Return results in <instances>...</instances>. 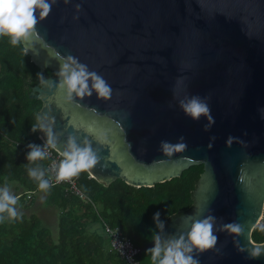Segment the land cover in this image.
<instances>
[{
	"label": "water",
	"instance_id": "95a60500",
	"mask_svg": "<svg viewBox=\"0 0 264 264\" xmlns=\"http://www.w3.org/2000/svg\"><path fill=\"white\" fill-rule=\"evenodd\" d=\"M45 2L48 14L37 7L20 38L40 68L29 95L42 101V140L50 131L62 154L70 138L89 147L97 162L88 172L105 184L153 186L203 164L193 207L139 250L181 237L187 245L192 224L211 217L215 244L185 255L197 264H264V241L252 236L264 208V0ZM65 64L101 77L110 98L98 96L91 76L90 95L70 92ZM193 99L209 110L198 119L183 107ZM181 143L166 153L165 144Z\"/></svg>",
	"mask_w": 264,
	"mask_h": 264
},
{
	"label": "trees",
	"instance_id": "16d2710c",
	"mask_svg": "<svg viewBox=\"0 0 264 264\" xmlns=\"http://www.w3.org/2000/svg\"><path fill=\"white\" fill-rule=\"evenodd\" d=\"M11 40L8 35H0V186L15 185L17 191L23 190L16 193V203L11 205L16 218L7 211L0 213V264H129L111 249L104 225L119 227L137 247H145L167 220L193 207L204 165L193 164L180 176L141 187L121 178L105 184L83 171L74 178L85 199L67 184L40 190L49 158L44 155L30 161L27 156L32 150L26 147L44 144L37 115L42 101L29 95L40 68L21 39L16 44ZM47 73L53 71L47 68ZM32 170L43 175L32 177ZM40 192L43 205L53 209L52 219L56 217L53 227L52 219L47 221L34 210ZM252 236L255 242L264 241V223L256 226ZM159 245L161 253L155 262L150 249L156 245L140 251L138 264H159L169 243Z\"/></svg>",
	"mask_w": 264,
	"mask_h": 264
},
{
	"label": "clouds",
	"instance_id": "9594fccd",
	"mask_svg": "<svg viewBox=\"0 0 264 264\" xmlns=\"http://www.w3.org/2000/svg\"><path fill=\"white\" fill-rule=\"evenodd\" d=\"M42 9L41 16H46L50 10V5L45 0H0V35H8L12 38V44L18 43L21 37L28 35L30 30L33 29L36 18L34 12L36 8ZM61 76L64 77L62 85H66L67 89L72 92L75 91L77 95L83 96L85 94H91L88 88V77L91 76L94 80L92 87L96 90L97 94L101 98H110L111 88L106 82L95 73H88L85 66L80 65L79 71L71 70L69 72V65L65 64L62 67ZM185 112L190 114L194 119H198L201 114H207L208 108L205 105L197 102L193 99L189 104L183 105ZM209 120L211 117L209 116ZM43 126H41L42 128ZM36 127H33V131ZM48 144L53 145L52 134L48 132ZM54 146V145H53ZM33 150L28 153L27 158L30 161L36 159H42L44 153L39 150L35 145H29ZM186 147L185 144H177L172 147L165 144L164 148L166 153L171 155L173 150L182 151ZM64 159L61 160L56 170V181H66L79 175L83 171H88L97 162L95 154L89 147L79 148L74 141L70 138L68 144V150L63 153ZM29 175L39 179L43 173H37L32 170ZM49 187V183L46 180H40L39 189L46 190ZM16 203V198L8 194L7 189L0 191V213L7 211L11 218H16L17 213L11 205ZM155 216H159L156 213ZM209 217L203 221H195L188 233V244L186 245L183 237L179 240L170 243L169 247L165 250V254L162 259L159 260V264H197L191 256L185 255V252H190L192 247H196L200 250L212 247L216 242V237L212 234V224ZM3 221V216H0V222ZM232 231H239L237 226L229 225ZM152 252V260L155 262L157 257L160 256L161 247L159 243L150 249ZM260 249L257 248L253 251V257L259 256Z\"/></svg>",
	"mask_w": 264,
	"mask_h": 264
},
{
	"label": "built area",
	"instance_id": "2783aa9c",
	"mask_svg": "<svg viewBox=\"0 0 264 264\" xmlns=\"http://www.w3.org/2000/svg\"><path fill=\"white\" fill-rule=\"evenodd\" d=\"M43 145H36L40 151H42L46 157L49 158V162L47 165V170L44 173L42 180H46L49 183V186L57 185V184H67L69 189L79 195L81 198H86L85 194L81 191L78 186L76 178H72L66 181L57 182L56 170L59 166L61 160L64 159L63 154L58 151L55 147L47 144L43 140ZM28 149L33 150L29 145L26 146ZM264 223V208L260 218V223ZM104 231L109 236L110 246L112 250H115L119 253V255L125 259V261L129 264H138V255L141 250L137 247L130 238L126 237L120 230L119 227H112L109 224L104 225Z\"/></svg>",
	"mask_w": 264,
	"mask_h": 264
},
{
	"label": "rangeland",
	"instance_id": "374dc122",
	"mask_svg": "<svg viewBox=\"0 0 264 264\" xmlns=\"http://www.w3.org/2000/svg\"><path fill=\"white\" fill-rule=\"evenodd\" d=\"M4 189L5 188L1 187V190H4ZM6 189L9 190V188H6ZM38 195H39V199L37 200V203L34 206V210H35V212H37L38 215H41L42 217L45 218V220L49 221V220H51L53 218V214L50 212L53 209H49V208H47V207H45L43 205V198H42L43 194L39 193ZM22 211L25 212V213H31V211L28 210V209L27 210L26 209H24V210L22 209ZM52 221H53V223H52V227H53V224L57 223L56 222V217L54 219H52L51 222Z\"/></svg>",
	"mask_w": 264,
	"mask_h": 264
},
{
	"label": "crops",
	"instance_id": "0c3cea01",
	"mask_svg": "<svg viewBox=\"0 0 264 264\" xmlns=\"http://www.w3.org/2000/svg\"><path fill=\"white\" fill-rule=\"evenodd\" d=\"M1 187H3V188H9V190H7L8 191V194L10 195V196H13V197H15V198H18V195L16 196V193H21L22 192V190L23 189H20V190H16L15 189V185H11V186H8V187H4V186H0V191H2L1 190ZM41 194H43L42 192H40ZM41 197V196H40ZM42 198H43V195H42ZM44 199V198H43Z\"/></svg>",
	"mask_w": 264,
	"mask_h": 264
},
{
	"label": "flooded vegetation",
	"instance_id": "af4514ba",
	"mask_svg": "<svg viewBox=\"0 0 264 264\" xmlns=\"http://www.w3.org/2000/svg\"><path fill=\"white\" fill-rule=\"evenodd\" d=\"M49 69V68H48ZM52 70V69H51ZM53 71V70H52ZM46 73H47V68H46ZM48 75H54L55 74V71H53V73L49 74L47 73Z\"/></svg>",
	"mask_w": 264,
	"mask_h": 264
}]
</instances>
